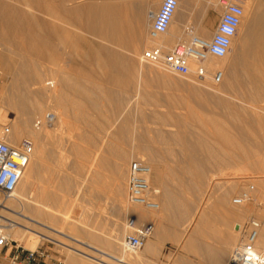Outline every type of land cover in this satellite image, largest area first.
I'll return each mask as SVG.
<instances>
[{
  "label": "rangeland",
  "instance_id": "1",
  "mask_svg": "<svg viewBox=\"0 0 264 264\" xmlns=\"http://www.w3.org/2000/svg\"><path fill=\"white\" fill-rule=\"evenodd\" d=\"M55 1L56 3H54ZM71 1L66 0L64 2L66 8L69 9L70 7H75V5L77 6L84 2H87V0H71ZM89 1L96 3V1L100 2L102 0L100 1L89 0ZM137 1L138 0H130L129 4H135L137 3ZM179 1L180 0H177V6L172 19L173 20L172 24L177 26V29L179 28L178 29L179 31L177 30L179 32L178 35L181 34V27L184 25V23H182L181 20L174 18H177V16L181 12L183 16V13L186 9V8L185 9L181 8V4ZM237 1L241 3L252 2V0H237ZM58 2L59 0H0V91L10 81L11 79L10 77L13 72L14 65L18 63L21 57H27V61L32 68L34 69L38 68L37 69L38 72L41 73L44 72L46 80L45 79L42 80L43 83L45 84L48 83V81L53 77L55 78V75L57 76L56 72H59L66 74L69 78H71L72 81L78 82L79 84H85L84 82L87 80L90 81L91 83L107 86L114 92H119L120 94L122 93L121 95L125 100V101L123 100L124 104L120 108L118 115L117 114L110 115L109 112H105L104 110L92 112L85 109L84 107L78 110L77 109L74 110L72 106L69 104L65 106V111L63 113L61 112L60 114L57 113L59 117L57 116L56 112L52 110L51 104L47 106V108H45L42 112L43 113L42 116L49 111L55 113V116H57L56 118L58 120L60 118L61 121L63 122L62 124L63 128L61 132L62 135L60 134V131L57 130L56 132L52 131L54 132L52 135H55L54 138L55 143L53 150L56 149L55 151L56 154L54 153V155L57 158H54L53 161L50 163V166L53 169L57 170V192H56L57 206L55 207L56 210L54 209L53 212L57 219V224L55 225L56 226L55 229L61 232L60 234H57L59 240L65 244H68V246L70 247H75L77 249V252L75 251L77 254H80L78 253V251H80V252H84L85 254L91 257L93 256L94 259L92 260L97 262L98 264H106V262L107 264L108 263L122 264V262H114L113 259L110 260L109 256L107 255H110V257L112 256L116 259L123 260L124 261L123 264L125 262H126L125 264H141L142 262L140 260L141 250L135 253L136 255L135 254L131 255L128 252H124L122 247V241L125 235L132 233L141 225H147V223L150 221L144 220L142 221L143 223L137 222L136 217L133 216L131 212H128V214L126 213L123 215V213L120 210H117L118 208L116 207L118 203L114 198L113 181H112L113 176L108 169L106 168L101 169L95 166L96 162H98V157L100 156L99 155L100 153L102 156L106 158L108 156L109 157L108 159L112 158L113 155H110L107 152V148H106L108 141L113 142V144L115 145L117 158L119 157L121 159L122 157L121 155L123 151L128 154L127 155L128 159L120 160V163L122 161V165L124 167L125 185H127L126 173H127L128 164L130 163L131 160L136 159V157L137 159L138 157H140V155H138L137 152L134 151L135 149L134 146L142 147V149L144 150L143 152L144 154L148 152V155L146 154L147 156H141V158H139L141 160H144L145 163L149 161V159L147 158L150 155L149 152L151 154H155V153H157V155L159 154L160 157L157 156L153 157L154 160L153 162L155 163V166L158 165L157 167L158 171L161 172V178H162L161 181L166 186L165 187L166 195H170L169 193H172V195H174L172 198L173 204L172 202L170 203L171 207L172 206L176 207V211L179 212L177 213L178 217L181 215L182 216L180 223L177 226H174V224L172 223L173 220L171 221L170 218L171 211L170 210H168L167 212L165 211L164 214L165 217L163 216L161 220L160 219L157 220L156 224L154 222H150L151 224L157 226L160 225V223L166 219V222L168 223V231L163 229L160 231L158 230V233L163 232L169 235L172 239H178L184 241V239L187 238V233L189 232L192 233L193 231L192 229H194L195 225L198 222L197 219L198 218L203 219L206 213L208 212V210L210 209L211 205L213 204V201L216 200L217 197L221 195V193H224V191L228 189L231 190V192L228 197L227 203L231 205L230 202L232 198L238 197L242 192L246 191L248 187H253L251 193V200L246 204H244L245 205L244 209L250 207H251L250 209L261 207L260 209L263 210L264 202L260 200L258 202L257 201L258 194L254 192L258 189L255 181L264 180V160L261 163L263 170L262 171L256 170V172L258 171V174L255 172V170H251V169L248 170L252 172L245 171L247 170L245 168H239L242 170L238 171V168L235 169L234 165L232 166V164H230V166L228 165V167L226 165V170L228 172H226V170H224L225 167H223L222 171L225 172L222 173V171H219L221 169H219L218 166L219 155L215 156V154H217V149L216 147L214 148V146H212L211 144L212 140L211 139L204 140L203 138L200 139V137L196 139L195 137L198 136L197 130H200L202 133L204 132L202 125H204L205 122H207L206 121L207 119H210L212 121H221V119L224 120L225 122L224 125H226L225 127L228 128L225 129L227 130V133H229L231 136L235 135V133L229 128V126H231V124H229V121L230 119L233 120V118H235L233 117L234 115L237 117L239 116L240 118L243 117L247 118L248 116L252 118L257 117L256 120L257 119L258 120L256 125L259 126V128L255 129L252 133L255 136L264 137V119H262V117H264V94H261L260 96H258V98L257 97L254 98L253 101V99H250L249 96L242 94L232 95V94L224 93L222 91L216 92L214 89L215 85L213 86V84H211V82H209L208 80L205 81L207 83L206 84L203 81L199 82L195 80L192 75L186 77L178 76L176 74L167 71L160 65H153V64L149 65L143 60L142 57L144 53L153 46H150V48H145V49L141 48L140 50L142 53L139 50V55L136 57L137 63L135 62L136 67L159 66V68L161 69L159 68L157 69L156 67H154L155 68L154 70L152 67L151 70L153 73H158V74H160V72L161 74L163 73L161 76L160 75L157 76L159 78L163 77L164 79L167 75L166 78L167 82L158 80L156 76H154V74L149 75L150 77L143 75L141 76L138 74L137 76L135 75L136 77L133 80H130L129 78L128 79L124 78L125 80L121 79V81L118 82L105 84L99 80L101 77L100 68H98L95 65L94 53L97 50H99V48L105 47L108 44L97 37L91 36L83 32L84 30L80 26L77 27L76 35H78V41H76V45H74L71 42H68V40L65 38V36L60 30V22L58 19L60 16L64 18L63 27L65 30L66 29L69 30L70 33L74 32L72 26L69 25L73 21L72 18L68 17L67 14L64 13L62 8H60ZM145 2H146V6L144 9L145 11L143 12L146 15L150 14L149 19L147 21V26L145 27L146 29L144 30L145 34H148V30L152 23V19H151L152 15H154L157 12L162 0H146ZM223 2L236 4L233 2V0H220V1L211 2L210 7L213 8V10L219 11L220 15H222ZM200 3L201 2H197L195 4L196 6L194 10L196 12L201 10ZM26 5H29L32 8L31 11L30 9H27ZM186 11H188V6ZM21 12H30V13L32 12L33 15L35 16L36 23H34V25L31 27H29L30 25L27 27L26 26L27 24L25 23V19L22 18L21 16L22 14ZM127 15L129 16V18L127 17V19H132L135 16L137 17V13H133L132 11H128ZM138 21L139 23L141 22V20ZM185 24L188 23L186 22ZM190 24L191 27H193L192 22ZM79 31L81 32V34ZM238 35H239V31L237 30L236 36L232 41L231 49L228 52V54L223 58L215 60L216 62L214 65L215 71L223 70L222 68L225 67L227 60L232 58L234 52V45L236 43ZM172 39L174 41L171 45H169V47H172L177 41L175 37H172ZM121 52L126 55L130 54L125 50H122ZM50 72L51 73L55 72L56 74L54 73L53 76L52 74H50ZM164 74L166 75L164 76ZM54 78L53 80H55ZM144 80L147 82L149 81L150 89L148 86L143 85ZM43 83H41V85H44ZM186 84L203 88L206 89L207 91L203 89L198 91L193 89L188 90L185 88ZM34 86L36 85H32L31 82H29L26 84V89L28 91L31 90L33 91V89L35 90V88L39 89V87H34ZM218 86L216 88H219ZM144 88H148V89H144ZM66 94L69 96V98L72 97L71 93L66 92ZM222 101L224 102V104H222L223 103ZM102 102L107 103L105 101ZM219 102H221L220 104L223 106L226 104L227 106L229 105L228 107H231V109L236 108L237 106L245 105L246 106L245 109L247 110H245L243 114L238 113L237 115L235 113L230 114V112L226 114H221L224 107L220 108L222 106H219L220 104L218 105ZM252 107H254L255 109ZM259 107L261 108L259 109ZM249 109H251V111ZM79 113H84L85 115L84 117L87 118L86 122L82 121V119L79 118H78L79 120L75 119L74 116L79 115ZM244 114L245 116H243ZM42 116H39V118ZM36 117L38 116H35V118L32 119L30 124L31 127L34 121L37 120ZM125 117L128 118L127 128L129 129V131H127L126 134L127 136L128 135L129 136L126 138L124 137L118 138L116 136L119 132L117 126ZM103 119H106L108 122H106V124H104L103 127H99L97 124L103 123L100 122ZM132 126H133L132 128L133 131L131 129ZM67 127L70 128L67 129ZM32 128H30L31 131H33ZM184 128L188 133L184 130ZM209 130L213 132L211 128ZM48 132L49 134L52 133L51 131ZM179 132L181 133L185 132L184 133L185 136L188 135L191 136L194 133L193 135L195 137L192 139H184L183 142L180 141L179 143L177 142V140L172 138H166L165 140H160L155 143L154 142L149 143L150 142L149 140L151 138H154L156 133L159 134L162 133L163 135L169 136L170 134L174 135L175 133H179ZM134 137L138 141H134L133 139ZM23 138H28L31 141L33 140L26 133L19 136L17 140H13V141L11 140V145L17 144ZM240 139H241L240 136L236 138L237 141H243L242 139L241 140ZM204 142L206 144L205 145L206 148L203 145H201V143L204 144ZM74 147L83 150V153L80 155H73ZM129 147H131V149H129ZM145 148H147V150H145ZM131 152L132 154H130ZM205 152L208 154H206ZM185 153H190L189 155L191 157L189 155H185ZM230 169L232 170L231 171L232 174L230 172ZM99 170H101V172ZM152 171L153 168H151L150 171L151 176L149 177L151 178H149L150 180L149 184L152 189H155L156 186L153 183H151V181L153 180ZM219 173H222V175L224 174L223 177L222 175H219ZM227 173H228V178L227 176H225L227 175ZM259 173L261 175L257 176L259 175ZM42 176L43 177L40 179V181L35 182L36 185L34 187H31L30 189L31 193H33L32 195L34 196L40 193L39 192L40 189L41 191H43L44 188H45L44 191L56 190L54 186L51 187V185H48L46 177L44 178L45 176L44 173ZM259 178L260 180H257ZM229 180H231L232 188H231V184H229L230 183ZM46 184L48 185V188L50 186L49 189L45 187ZM227 184L230 185L231 189L229 188V185L226 186ZM235 186L237 188H235ZM225 187H227L228 189ZM262 187L264 189V184L262 185ZM222 190L224 191L222 192ZM34 191H36V193H34ZM96 193H99L100 196L97 197ZM160 194H161V190H160ZM32 195L30 196L28 195V197L33 198ZM124 197L126 204L129 206V208H131L132 205H130L127 201L126 187H125ZM158 197L159 196H157L156 199ZM6 199H7L6 197L0 194V204L6 202ZM34 204L36 203L34 202ZM29 206L34 207V205L33 206L29 205ZM187 206H189V211L185 209ZM19 208H20L19 205H15L13 210L19 213L21 212L22 215H25L28 218H32L30 214H28L25 211L24 213L23 209L20 208L19 210ZM177 208L179 209L181 208L180 210H182L183 212ZM217 208L219 209L218 206ZM200 211L204 215L200 216L202 214L200 213ZM4 214L5 216H10L16 219L18 222L24 220V219H20L19 217H16L10 211H6V213ZM254 215L255 217L254 216L243 217V219H241V223L245 222L249 218L256 219L257 214L255 213ZM189 216L191 217V219ZM71 217L73 219V225L77 227V229H80V231L82 232L86 228V231L88 230L87 231L88 233L93 235L95 233L94 236L98 238L99 242H91L88 239H86L84 236L79 235L78 238L75 239L77 241L79 240L78 242H81L86 246L84 247L82 245L76 246L77 244L75 242H72V239H74V237H72L73 235H71L73 232L71 230L72 226H69L70 221L72 220ZM65 218L67 219L65 220ZM132 219H134V224L131 227H129L128 221ZM33 220L37 221L40 224L38 225V227L40 228L42 227L41 224L49 226L47 221L44 219L41 218L35 219V217H33ZM192 221H194V223H192ZM83 223L88 227V229ZM233 225L234 222L232 223L231 227ZM82 226L85 227L82 228ZM231 232L233 235L235 234L233 233L234 231H232V228H231ZM69 236H71L72 238ZM111 236L112 237L115 236L117 237V239L119 238L117 240V251L115 250L108 252L104 244H106V241H108L109 239H112ZM235 236L237 237V238L235 237L236 242L234 241L233 242L234 244H231L230 253L232 249L238 244L239 236L236 234ZM29 242L30 243L33 242V247H28L25 246L24 244H19V243L16 244L30 250L36 249L38 247L47 248L53 253V258L56 259L59 262V264H64L65 259L71 255V253L69 252L70 249L66 247H61V245L52 242L38 241L36 243L35 240H31ZM118 248L120 250H118ZM102 255L107 257H104ZM83 256L86 257V255ZM173 258L174 256H172L169 259V262L172 261L173 263V261L174 262L179 261L175 259L173 260ZM95 259L97 260L101 259L99 261H101L102 263L98 262Z\"/></svg>",
  "mask_w": 264,
  "mask_h": 264
},
{
  "label": "bare ground",
  "instance_id": "2",
  "mask_svg": "<svg viewBox=\"0 0 264 264\" xmlns=\"http://www.w3.org/2000/svg\"><path fill=\"white\" fill-rule=\"evenodd\" d=\"M65 1L66 0H59L58 5L60 6V8H62L64 13L67 14L68 17L72 18L73 22H71L72 24L70 23L69 25L72 26L74 32L70 33L69 30L64 29V27H63L64 18L63 17L60 16L59 19L58 18L57 19L60 22V30L63 33V35L65 36V38L68 40V42H71L74 45H76V41H78V35H76L77 34V27L80 26L84 30L83 32H85L91 36L97 37L100 40H103L108 44L105 47L99 48V50H97L94 53L95 65L98 68H100V75H101V77L99 79L100 81H102L105 84H111L114 82L121 81V79L125 80V79L129 78L130 80H133V79H135V77L138 74L141 76L142 75L143 76H149L151 74H154V76H156V78L158 80H162V81L167 82V79H166L167 75L166 74H164V76L166 75V77L163 79V77H161V78L157 77L159 75L161 76L163 73L161 74V72H160V74H158V73L152 72V70H151L152 67L155 70L154 67H156V66L136 67V63H137L136 57L139 55V50L141 48L142 49L150 48V46H163L164 48H169V45H171L174 41L172 39V37H175V39H177V40L179 38H181V34L178 35V33H179L178 29L179 28L177 29V26L172 24L173 20H172L168 30L165 32V34L161 35L156 40H151L149 38L148 34H145V31H144L146 29L145 27L147 26V21L149 19V15H150V14L146 15L143 12V11H145L144 9L146 6V2H145L146 0H138L137 3H135V4H129L130 0H107V1L106 0H104V1L99 0L100 2L96 1V3L87 0V2H84V3L77 5V6L75 5V7H70L69 9L65 7V5H64ZM69 1H71V0H69ZM179 2L181 4V8L185 9L187 7V0H180ZM233 2L238 4L242 8V11H243L242 17L243 18L241 19L240 25L238 27L239 35H238V38H237L236 43L234 45L233 56L231 59L227 60V63L224 67L225 69L222 68L223 70L220 71L223 75V80L219 84V86L215 85L214 89L216 92L222 91L224 93L232 94V95H240V94L246 95V96H249L250 99H253V101H254V98H256V97L258 98V96H260L261 94H264V0H252V2H245V3H241V2H238L237 0H233ZM54 3H56V1ZM47 5H48V3H47ZM71 5H73V4H71ZM26 7H27V9H30V11H31L32 8L29 5H26ZM27 9H26V11H27ZM128 11H132L133 13H137V17L135 16L132 19H127V17L129 18V16L127 15ZM21 13H22L21 14L22 18L25 19V23L27 24L26 25L27 27L29 25H30L29 27H31L34 25V23H36L35 22V16L33 15L32 12L31 13L30 12H21ZM181 13H179L177 18H174V19L181 20L182 19ZM65 17H66V15H65ZM138 20H141V22H140L141 24L139 23ZM172 27L174 28V30ZM62 33H61V35H62ZM194 33H195V31H194ZM80 34H81V32H80ZM195 35H197V34L195 33ZM58 36H59V34H58ZM230 49H231V47H230ZM122 50H125V51L129 52L130 54H128V55L123 54L121 52ZM140 52H141V50H140ZM216 59H220V58L209 57L203 63L209 73L215 71L214 65L216 63L215 62ZM141 61H143V60H141ZM27 64H28V69L25 71L30 73L31 71L29 72V70H31V68L29 67L30 66L29 63H27ZM156 68L158 69L159 66H157ZM191 68L193 69V66H191ZM32 69L35 70L34 74L31 72L33 75H30L31 73L30 74H28L26 72H25L26 74L23 73V74H25L23 82H25V84L31 82L32 85H36L34 87H39V89L35 88L36 91L34 89H33V91L32 90L28 91L26 89V90H24L26 92H24L23 95H11V96H8V95L3 96L2 95V96H0V104H1L0 105V109H1L0 111H3L0 114H4V112L10 113L9 110H13L14 111L13 113L11 111L12 114H14L16 112L17 116L20 115V119L16 118L15 121L12 120L13 117L10 118L11 120L9 119V121H12V123L15 122L14 125H15V127L18 126V128L16 127V129L15 128L13 129L14 125L9 126L10 124H7V126H9L10 128L12 127V129H10L11 132L8 135V142L11 144V140L12 141L17 140L19 138V136L26 134V133L28 134L29 137H31L33 139L32 140L33 141L32 142L33 143V153H32L30 160L26 166L27 170L25 168V170L21 176L20 182L17 186V188H18L17 192L15 191L14 194L12 195V197H6L7 198L6 202H3V204H0V225L4 227L6 235L9 238H11L13 241H15L16 243L24 244L25 246H28V247H33V242L32 243L29 242L31 240H35L36 243L38 241L52 242V243L61 245V247H66V248L70 249L69 250V252L71 253L70 256L79 255L85 259L93 261L92 260V259H94L93 256L91 257V256L85 254L84 252H80V251H78V253H80V254H77L76 253L77 249L75 247H70V246H68V244L61 242L57 236V234H60L61 232L57 231V229H55V227H56L55 225L57 224V219H56V216L53 212L55 207L57 206V193H56L57 192V170L53 169L50 166V163L53 161L54 158H57V157L54 155L56 149L53 150L54 143H55V139H54L55 135H52V134L54 132H56V130L60 131V134H61L62 128H63L62 127L63 122L61 121L60 118L58 120L56 117L58 116L57 113L60 114V112L63 113L65 111V106L68 104L71 105L74 110H76V109L78 110V109H81L84 107L85 109L92 111V112L104 110L105 112H109L110 115H115V114L118 115L120 108L124 104V102H123L124 99L121 95L122 93L120 94L119 92H114L107 86H102V85H98L95 83H91L90 81H87V80L84 82L85 84H79L78 82L72 81L71 78H69L66 74L59 73V72H56L57 76L55 75V78L53 77L55 72H53V73L50 72V74L53 75V76L52 75L51 76L55 80H53V78L51 77L52 79H50L48 81V83L45 84V83H43V80H42V79H45L44 72H42V73L38 72L37 71L38 68L37 69L32 68ZM159 69H161V68H159ZM101 70H103V71H101ZM17 76H19V75H17ZM17 76H16V78H17ZM56 79H57V81H56ZM102 82H101V84H102ZM203 82L206 83L205 81H203ZM41 83H43L44 85H41ZM201 84H203V83H201ZM143 85H146L149 87L150 86L149 81L147 82L144 80ZM217 86L219 88H216ZM185 88L188 90L193 89V90H197V91L203 89V88H199L196 86H191L189 84H186ZM144 89H148V88H144ZM149 89H150V87H149ZM203 90L207 91L206 89H203ZM66 92L71 93L72 97L69 98V96L66 94ZM21 93H22V91H21ZM102 101H105L107 103H103ZM220 103L221 102H219L218 105ZM50 104L52 106L51 107L52 110H54V112H56V114H57V116H55V113H54L55 122L52 124V126H49L47 128L42 127L40 129H35L33 127V125H32V127H33L32 128L30 126L32 119L35 118V116H38V117H36L37 119L39 118V116H42L43 110L45 108H47V106H49ZM222 104H224V102ZM247 105H249V104H247ZM219 106H222L220 108L224 107L221 114H226V113L230 112V114L235 113L237 115L238 113L243 114L245 112V110H247V109H245L246 108L245 105L244 106L243 105L237 106L236 108H233V109H231V107H228L229 105L227 106V104L224 106L220 104ZM252 108H254V107H252ZM255 108H256V106H255ZM260 108L261 107H259V109ZM249 110L251 111V109H249ZM5 115L2 116V118L6 120L7 118H5L6 117ZM10 116H11V114H10ZM84 116H85L84 113H79V115H75L74 117L76 120L82 119V121L86 122L87 118H85ZM243 116H245V114ZM0 117H1V115H0ZM42 117H40V118H42ZM233 117H235V118H233V120L230 119V121H229V124H231V126H229V128H230V130H232L235 133V135H232V136L229 133H227V130H225L227 127H225L226 125H224L225 124L224 120L221 119V121H212L210 119H207L206 120L207 122H205V124L202 125L204 132L202 133L200 130H197L198 133L197 132H195V133H197L198 136H196V137L193 135L194 134L193 132H192L193 134L191 136L190 135L185 136L184 135L185 132H183V133L179 132V133H175V134L173 133L174 135L170 134L169 136L163 135L162 133L161 134L156 133L155 137L151 138L149 140L150 141L149 143H151V142L155 143V142L160 141V140H165L166 138L175 139V140H177L178 143L180 141L183 142L184 139H192L194 137L196 139L200 137V139L203 138L204 140L211 139L212 143H211V141H210V143L212 144V146H214V148L216 147V149H217V154H215V156L219 155V157H218L219 165L218 166H219V169H221L219 171H222L223 167H225L224 170H226V165L228 167V165L230 166V164H232V166L234 165L235 169L238 168V171L242 170L239 168L247 169L245 171H250L248 169L255 170V172H256V170L262 171L263 167H262L261 163L264 160V137L263 136L262 137L261 136L260 137L255 136L252 133L255 129L259 128V126L256 125L257 120H258V119L256 120L257 117L252 118V117L248 116L247 118L246 117L240 118L239 116L237 117L235 115ZM83 118H84V120H83ZM17 119H18V121H17ZM262 119H264V117H262ZM103 120L100 121L103 123L97 124L99 127H103V125L106 124V122H108L106 119H103ZM164 120H163V123H164ZM227 120H229V119H227ZM9 121L6 120V122H9ZM59 124H60V126H59ZM216 124H218V125H216ZM57 127H59V128H57ZM127 127H128V118L125 117L122 119L120 124H118V126H117V129L119 132L116 136L118 138L128 137L129 135L127 136L126 132L129 131V129ZM30 128H32L33 131H31ZM45 128L48 131H51V132L54 131V132L49 134V132ZM68 128H70V127H67V129ZM132 128H133V126L131 127V129ZM210 128L214 133L209 130ZM63 130H65V129H63ZM184 130H185V128H184ZM132 131H133V129H132ZM68 132H69V130H68ZM153 133H154V131H153ZM63 134H65V133H63ZM238 136H240V138L243 141H237L236 138H238ZM56 138H57V136H56ZM133 139H134V141H138L135 137ZM135 143H137V142H135ZM182 144H184V143H182ZM201 145H203L206 148L205 142H204V144L201 143ZM106 148H107V152L110 155H113L112 158L108 159L109 158L108 156L106 158V157L102 156L100 153L99 154L100 156L98 157V162H96L95 166L97 168H101V169L106 168L111 172V174L113 176L112 181H113L114 198L118 203L117 207H116V208H118L117 210H120L123 213V215L126 213L128 214V212H131L133 214V216L136 217L137 222L143 223L142 221L149 220L150 222H154L155 224L157 223V220H159V219L161 220V218H163L165 211L167 212L168 210H170L171 211V216H170L171 221L173 220L172 223L174 224V226H177L180 223L182 215L180 214L181 216L178 217L177 213H179V212L176 211V207H173V206L171 207L170 203L172 202V198L174 195H172V193H169L170 195H166V192H165L166 186L164 185L165 186L164 187L163 183L161 181L162 180L161 172L158 171V168H157L158 165L155 166V163L153 162L154 161L153 157H155V156L160 157L159 154L158 155H157V153L151 154L149 152L150 155H149V157H147L149 159V161L148 160L147 161L150 163H148V162L146 163L150 171H151V168H153V171H152L153 172V177H152L153 180L151 181V183H153L156 186L155 189H153L156 192V197L159 196L158 197L159 199L158 198L156 199V197H155V202L158 204L157 210H148L145 207L133 206V205L131 208H129V206L126 204L125 197H124L125 196V187H126L125 177H124V167L122 165V161L120 163V160L128 159L127 158L128 154L122 150L123 151L122 155H121L122 157L120 156L121 159L119 157L117 158V156H116L117 152L115 149V145L111 141L107 142ZM134 148H133L134 151H136L137 154L140 155V157H138V159L141 158V156H147L148 155V152L146 153L147 155L143 153L144 150L142 149V147L134 146ZM129 149H131V147H129ZM145 150H147V148H145ZM82 153H83V150H80L79 148H76V147L73 148V155H80ZM130 154H132V152ZM189 154L190 153H185V155H189ZM206 154H208V153H206ZM129 158H130V155H129ZM136 159H137V157H136ZM182 168H183V166H182ZM181 170H183V169H181ZM99 171L101 172V170H99ZM231 171L232 170L230 169V172ZM258 171L256 172L257 174H258ZM202 172H205V171H202ZM224 172L225 171H222V173H224ZM226 172H228V171L226 170ZM250 172H252V171H250ZM43 173L45 174L44 178L46 177L48 185H51V187L54 186V188H56V190L44 191L45 190V188H44V190L41 191V189H40V191H39L40 193L37 194L36 196H34V195H32L33 193H31L30 189H31V187H34L36 185L35 182L40 181V179L43 177L42 176ZM222 173H219V175H222ZM241 173H243V172H241ZM150 174L151 173H149V176H151ZM231 174H232V172H231ZM255 174H253V175H255ZM223 175H222V177H223ZM260 175L261 174L259 173V175H257V176H260ZM149 176H148V178H151ZM225 176H227V178H228V173ZM257 180H260V178ZM229 181H230L229 184H231V180H229ZM255 182H256V185L258 187V189L254 192V193L258 194L257 201L259 202V200H260V201L264 202V189L262 187V185L264 184V180L255 181ZM229 184H227L226 186H228ZM37 185H39V184H37ZM48 185L46 184L45 187L48 188ZM41 187H43V186H41ZM49 188H50V186H49ZM225 188H227V187H225ZM225 188H223V189H225ZM229 188H230V185H229ZM231 188H232V184H231ZM235 188H237V187L235 186ZM160 190H161V194H160ZM223 191L224 190H222V192ZM230 192H231V190H229V189L225 190L224 193H221V195H219L216 199V201H217L216 204L221 211V213H219V218L221 217L220 220H222L223 215H225V217L230 216V218L232 217V221L234 222V225L235 224L241 225L242 224L241 219H243V217H248V216H251V217L254 216L255 217L254 214L256 213L257 214L256 219L261 223V229H260V232H259V235L257 238V247L258 248H264V209L261 210L260 209L261 207L260 208H254V209H250L251 208L250 207V208L244 209L245 205L234 206V205H232L231 202H230L231 205H229L227 203V200H228V197L230 195ZM34 193H36V191H34ZM250 193H252V191ZM28 195L29 196L32 195L33 198L28 197ZM96 196L99 197L100 194L96 193ZM34 202L36 204H34ZM172 204H173V202H172ZM15 205H19L20 208L23 209V212L24 211L27 212L28 214L31 215L32 218H28L25 215H22L21 212L19 213L17 211H14L13 208ZM29 205H32V206L34 205V207H30ZM255 207H257V206H255ZM20 208H19V210H20ZM177 209H179V208H177ZM185 209L187 211H189V206H187ZM241 209H243V210H241ZM6 211H10L16 217H19L20 219H24V220H21V222H18L16 219H14L10 216H5L4 213H6ZM180 211H182V210H180ZM175 213L177 214V216ZM200 213H202V212L200 211ZM30 215H28V216H30ZM202 215H204V214L202 213L200 216H202ZM33 217H35V219L41 218V219L46 220L47 223L49 224V226L41 224L42 227L41 228L38 227V225H40V224L37 221L33 220ZM204 218H206V215L204 216ZM66 219L67 218H65V220ZM71 219H72V217H71ZM190 219H191V217H190ZM199 219H201V218H198L197 220H199ZM197 220H196V222H197ZM225 220L228 223L227 218H225ZM136 221H135V223H136ZM66 223H67V221H66ZM192 223H194V221H192ZM128 224H129L128 226L131 227L134 224V219L128 221ZM224 225H225V222H224ZM234 225L232 227H230V228H232V231H234L233 230ZM69 226H72L71 230L73 232L71 235H73L72 237H74V239H72V242H75L77 244L76 246H81V245L83 247L86 246V245L82 244L81 242H78L79 240L78 241L76 240L79 235L84 236L86 239H88L91 242H99L98 238H96L94 236L95 233H94V235L88 233L87 232L88 230L86 231V228L84 231H82L83 233L80 231V229H77V227H75L73 225V219L70 221ZM85 226H82V228ZM182 227H183V225H182ZM87 229H88V227H87ZM58 230H60V229H58ZM93 230H95V229H93ZM224 233H227V232H224ZM233 233H235L236 235L239 236V233L237 231H234ZM235 234L234 235L232 234V242L230 241L231 244H234L233 242L235 241V237H236ZM227 235L228 234H226V236ZM65 236H66V234H65ZM115 236L114 237L111 236L112 239H109L108 241H106V244H104V246H106V249L108 250V252L115 251V250L117 251V240L119 238L117 239V237H115ZM222 236H224V235H222ZM69 237H71V236H69ZM103 239H105V238H103ZM225 239L228 240V238H225ZM225 239H224V241H225ZM180 241L181 240H179V242ZM238 242H239V239H238ZM18 246H20V245H18ZM118 246H119V243H118ZM227 246H228V243H227ZM122 247H123V241H122ZM229 247L230 246H228V248ZM215 248L216 247H214V249ZM24 249H26V248H24ZM145 249L146 250L149 249V243H147V245L145 246ZM27 250H30V249H27ZM90 250H92V249H90ZM118 250H120V249L118 248ZM191 250H192V248H191ZM123 251H124V248H123ZM123 251H121V252H123ZM100 252H102V251H100ZM135 253H137V252H135ZM135 253H129V254L133 255ZM83 255H86V257H88V258H86ZM217 255L218 254H216V257H217ZM102 256H104V255H102ZM107 256H109L110 260L113 259L114 262H122V264L124 262L121 259H116L112 256L110 257V255H107ZM107 256H104V257H107ZM89 258H91V259H89ZM95 260H97V259H95ZM99 260H101V259H99ZM99 260H97V261L101 262ZM106 264H107V262H106Z\"/></svg>",
  "mask_w": 264,
  "mask_h": 264
},
{
  "label": "built area",
  "instance_id": "3",
  "mask_svg": "<svg viewBox=\"0 0 264 264\" xmlns=\"http://www.w3.org/2000/svg\"><path fill=\"white\" fill-rule=\"evenodd\" d=\"M177 0H162L157 12L152 15L148 30L151 40L158 39L168 30L174 16ZM223 13L220 16L214 35L209 41L195 35L189 26L182 28L181 38L172 47L153 46L143 55L148 64L160 65L178 76L192 75L201 82L208 80L213 85L222 82L220 71L209 73L203 64L209 57L222 58L230 51L231 43L236 36L242 18V8L237 4L223 2ZM193 66V69L191 68ZM55 122L52 112H46L42 118L34 121L33 127H49ZM11 130L9 126L0 131V194L12 197L20 182L21 176L33 153V143L28 138L17 144L8 142ZM150 170L141 159L131 160L127 167V201L133 206H142L148 210H157L156 192L149 184ZM249 187L238 197L232 198L234 206H243L251 200ZM261 223L249 218L241 225L235 224L234 231L239 233V242L232 249L226 264H264V248L257 247V238ZM151 235V227L141 225L135 231L125 235L123 248L125 252L135 253L141 250ZM0 264H59L53 253L44 247L27 250L18 246L6 235L0 225Z\"/></svg>",
  "mask_w": 264,
  "mask_h": 264
},
{
  "label": "crops",
  "instance_id": "4",
  "mask_svg": "<svg viewBox=\"0 0 264 264\" xmlns=\"http://www.w3.org/2000/svg\"><path fill=\"white\" fill-rule=\"evenodd\" d=\"M214 1H220V0H187L188 11H186L187 9L186 7L181 19V22L184 23V25L181 27V34H182V28L184 26L191 27L190 23L192 22L193 27L191 28L193 29V31H195V33L198 36H200L202 39L210 40L215 33L216 26L221 16L219 11L213 10V8L210 7L211 2ZM197 2H201L200 3L201 10L198 12L194 10L196 6L195 4ZM186 22L188 24H185ZM27 63H28L27 57H21L18 63L14 65V69L10 77L11 79L8 82V84H6L0 91V96L23 95L24 92H26L24 91L26 90V84L25 82H23V79L25 77V74L28 73L25 71L28 69ZM29 67L31 68L29 72L31 71L34 74L35 70H33L31 66ZM32 73L30 75H33ZM9 111H10V113L8 112L9 114L5 112L4 114H0L1 115L0 129H3L4 126H7V124H10L9 126H12L14 125L15 123L14 121L16 118L20 119V115L17 116L16 112L12 114L14 111L13 110H9ZM2 112L3 111H0V113ZM4 115L6 116L5 118H7L6 120L8 121L11 117H13L12 120H14L13 121L14 123H12V121L6 122V120L2 118V116ZM16 127L18 128V126ZM16 127L14 125L13 129L14 128L16 129ZM10 129H12V127ZM216 202H217L216 200L213 201V204L206 213V218H204L203 220L199 219L197 225H195L194 229H192L193 230L192 233L191 232L187 233V238L184 239V241L182 242L181 241L179 242L178 239H172L166 233L163 232L158 233V230L160 231L165 229L166 231H168V223L166 222V219L163 220L160 223V225L157 226L148 222L147 225L151 227V235L146 241L145 245L149 243V249L148 250L144 249L145 245L141 249V254H140V260L142 261L141 264H219V263L226 264L229 259L230 249H231L232 232L230 227L233 221H232V217L231 218L230 216L225 217V215H223L222 220H220L221 217L219 218L218 214L221 213V211L217 208ZM225 218H227L228 223L226 222ZM224 222L226 226L224 225ZM226 234L228 235L226 236ZM222 235H224L225 237ZM225 238H228V240H226ZM227 243L228 246H230L229 248L227 246ZM214 247L216 248L214 249ZM216 254H218L217 255L218 258L216 257ZM172 256H174L173 260L175 259L179 261L177 262L173 261V263L172 261L169 262V259ZM87 263L98 264L95 261L84 259L79 255H73L67 257L65 259L64 264H87Z\"/></svg>",
  "mask_w": 264,
  "mask_h": 264
}]
</instances>
